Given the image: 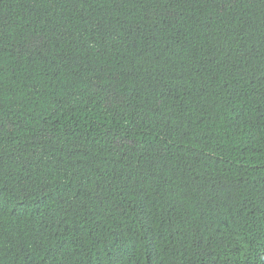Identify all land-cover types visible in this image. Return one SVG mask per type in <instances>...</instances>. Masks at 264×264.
Returning a JSON list of instances; mask_svg holds the SVG:
<instances>
[{"label": "trees", "instance_id": "1", "mask_svg": "<svg viewBox=\"0 0 264 264\" xmlns=\"http://www.w3.org/2000/svg\"><path fill=\"white\" fill-rule=\"evenodd\" d=\"M0 264H264V0H0Z\"/></svg>", "mask_w": 264, "mask_h": 264}]
</instances>
